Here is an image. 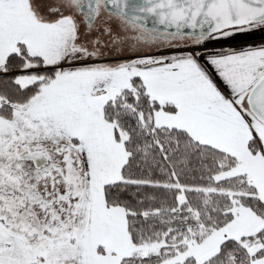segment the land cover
<instances>
[{"label":"snow or ice","instance_id":"1","mask_svg":"<svg viewBox=\"0 0 264 264\" xmlns=\"http://www.w3.org/2000/svg\"><path fill=\"white\" fill-rule=\"evenodd\" d=\"M0 264H264V0H0Z\"/></svg>","mask_w":264,"mask_h":264},{"label":"crops","instance_id":"2","mask_svg":"<svg viewBox=\"0 0 264 264\" xmlns=\"http://www.w3.org/2000/svg\"><path fill=\"white\" fill-rule=\"evenodd\" d=\"M248 38L249 37H247V36H237V37L233 38V42H239V41H242V40H245V39H248Z\"/></svg>","mask_w":264,"mask_h":264}]
</instances>
